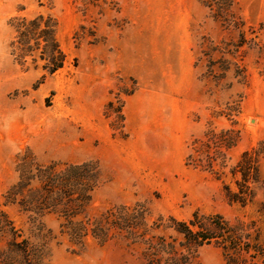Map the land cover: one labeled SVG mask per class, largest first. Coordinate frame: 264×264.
<instances>
[{
    "label": "rangeland",
    "instance_id": "obj_1",
    "mask_svg": "<svg viewBox=\"0 0 264 264\" xmlns=\"http://www.w3.org/2000/svg\"><path fill=\"white\" fill-rule=\"evenodd\" d=\"M235 11L246 40L257 36L239 49L238 33L201 0H0V202L18 179V155L31 152L43 165L96 161L102 177L91 217L135 208L150 237L175 236L171 218L219 214L244 229L245 242L263 243L264 0H236ZM39 15L52 19L65 56L53 74L41 48L24 60L14 51L17 20ZM255 149L253 202L230 203L227 187L238 192L241 178L232 170ZM43 220L55 237L52 264L146 262L142 240L89 238L80 247L60 234L57 216ZM228 260L211 243L195 264Z\"/></svg>",
    "mask_w": 264,
    "mask_h": 264
},
{
    "label": "trees",
    "instance_id": "obj_2",
    "mask_svg": "<svg viewBox=\"0 0 264 264\" xmlns=\"http://www.w3.org/2000/svg\"><path fill=\"white\" fill-rule=\"evenodd\" d=\"M201 3L215 22L238 33L240 39L233 43L237 49L255 42L256 35L246 40L245 23L235 11L236 0H201ZM263 28L260 24V29ZM15 30L17 41L13 46L20 60L41 48L40 57L46 61L44 69L53 74L63 68L65 56L56 41L51 18L39 15L30 21L19 19ZM249 32L257 33L253 28ZM219 52L224 53L221 48ZM260 154V149L244 152L233 168L232 175L239 173L241 178L235 180L238 192L227 187L230 203L246 206L253 202L254 185L260 182ZM16 171L17 181L0 202V264H52L51 242L55 237L43 220L49 214L60 220V234L80 247H84L89 238L101 245L111 240H126L131 244L142 240L146 245L145 264H195L199 249L211 243L222 247L228 264H244L249 257L264 264V242L260 237L252 239L248 235L245 242L244 229L219 214L205 217L194 213L188 222L171 218L172 224L166 228L175 236L150 237H147L150 230L144 213L135 208L120 206L91 217L88 208L102 177L96 161L43 165L28 152L17 156ZM261 208L264 210V202ZM245 244H248L246 248Z\"/></svg>",
    "mask_w": 264,
    "mask_h": 264
}]
</instances>
